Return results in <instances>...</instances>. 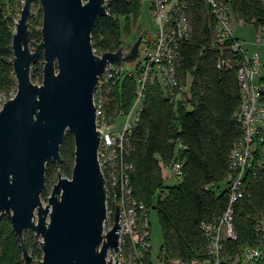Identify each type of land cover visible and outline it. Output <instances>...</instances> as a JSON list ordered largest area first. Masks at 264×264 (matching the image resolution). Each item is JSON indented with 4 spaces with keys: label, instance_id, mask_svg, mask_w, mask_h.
Masks as SVG:
<instances>
[{
    "label": "trees",
    "instance_id": "obj_1",
    "mask_svg": "<svg viewBox=\"0 0 264 264\" xmlns=\"http://www.w3.org/2000/svg\"><path fill=\"white\" fill-rule=\"evenodd\" d=\"M227 1L237 22L255 28L264 25V0ZM105 5V15L97 19L91 32L92 47L102 53L118 49L119 18L132 16L136 20L141 0H105ZM18 6L20 0H0V99L5 100L16 91L11 43ZM185 13L190 29L177 46L178 86L170 93L157 78L147 81L137 120L117 156L128 167L131 199L148 211L151 207L156 210L162 240L157 258L203 260L207 241L201 222L214 220L226 206L229 156L242 135L236 111L240 103L237 68L243 55L229 44L219 47L215 43V18L205 0H188ZM129 30L127 21L125 31ZM40 41V31L32 32L30 47L35 48ZM221 60H228V65H221ZM42 67L40 55L31 66L33 82L41 81ZM131 71L122 73L107 96L104 108L109 123L119 112L128 114L135 101L137 66ZM259 80L264 81V77ZM179 87H186V91ZM73 150V137L66 132L59 149L61 164H46L45 185L54 181L58 171L70 176ZM174 161L181 163V179L165 185L163 170ZM253 172H245V185L251 195L238 200L234 207L236 238L223 243L225 264L231 263L245 246L256 244V221L264 212V170ZM41 198H47L45 188ZM23 239L30 255L40 258L42 253L33 233L25 231ZM0 264H23L6 215H0Z\"/></svg>",
    "mask_w": 264,
    "mask_h": 264
},
{
    "label": "water",
    "instance_id": "obj_2",
    "mask_svg": "<svg viewBox=\"0 0 264 264\" xmlns=\"http://www.w3.org/2000/svg\"><path fill=\"white\" fill-rule=\"evenodd\" d=\"M41 10V41L29 43L31 5ZM106 13L105 0H23L15 22L11 49L16 79L13 97L0 106V215H6L16 236L23 264H32L23 239L33 233L41 250L39 264H118L106 260L118 249V208L106 228V193L97 151L93 94L110 65L139 57L142 35L128 51L118 47L101 56L92 52L91 32ZM43 56L40 84L30 77L31 66ZM66 132L73 137L70 176L60 171L46 203L45 168L61 164L60 145Z\"/></svg>",
    "mask_w": 264,
    "mask_h": 264
},
{
    "label": "built area",
    "instance_id": "obj_3",
    "mask_svg": "<svg viewBox=\"0 0 264 264\" xmlns=\"http://www.w3.org/2000/svg\"><path fill=\"white\" fill-rule=\"evenodd\" d=\"M188 0H150L151 14L156 19L158 28L155 38L142 35L139 45V57L136 59L137 93L135 101L127 114V121L121 131L112 132L111 125L105 118V105L112 86L127 70L123 63L119 66L110 65L99 77L93 94L96 128L100 132L97 159L104 178L106 193V228L103 234L112 227L113 214L118 208V249L108 250L106 260L118 264H152L150 244V224L148 209L143 204L131 199L126 174L127 166L118 159L122 143L135 125L143 99V91L147 81L157 78L167 87L170 93L178 86L175 67L178 62L177 46L179 41L189 33V24L185 9ZM215 18L214 41L219 47L226 44L234 51L243 55L237 68L240 103L236 118L242 127V135L234 143L229 156L228 172L225 177L227 203L222 213L212 221L201 222V229L206 237V258L203 260L181 258L159 259L153 264H225L223 243L226 239H235L233 227L234 207L238 200L251 194L245 185L246 170H264V81L256 79L259 73L260 57L256 50L248 54L245 46L234 36V17L227 0H205ZM251 45L264 48V25L255 28L254 40ZM96 56L102 52L92 47ZM220 64L228 65V60ZM132 70V69H131ZM130 69L128 74L132 72ZM186 91V87H179ZM2 104V103H1ZM0 104V106H1ZM135 112V120L128 119ZM175 182L181 179V163L174 161L166 168ZM256 244L245 246L229 264H264V212L258 217L255 226ZM146 258L148 259L146 261Z\"/></svg>",
    "mask_w": 264,
    "mask_h": 264
},
{
    "label": "rangeland",
    "instance_id": "obj_4",
    "mask_svg": "<svg viewBox=\"0 0 264 264\" xmlns=\"http://www.w3.org/2000/svg\"><path fill=\"white\" fill-rule=\"evenodd\" d=\"M86 1V0H83ZM23 0H20V6H18V12L14 15V21H16L19 18V13H20V8L22 7ZM130 25V30L127 33L125 31V24L127 23ZM120 22V28H121V37H120V46L122 47L123 50L126 52L129 50L131 45L136 41L137 37L139 35H149L153 38L156 36V30L158 28V24L156 19L153 17L151 14V7H150V0H141V6H140V11H139V16L136 20L133 19L132 16H129L127 19L125 17H120L119 18ZM234 22V34L238 39L247 49L248 54L252 53L251 50H256L259 53L260 57V68H259V73L256 75V79H259V77H264V48L260 47H253L251 45V42L254 40V34H255V27L253 24L249 23H242V22H237L236 20H233ZM40 26H41V13H40V5L37 1H35L31 5V15L28 20V27L31 32V37H32V32L39 30L40 31ZM31 38H30V43L31 44ZM31 50L34 49V47H30ZM137 61L131 62V63H123V67L129 71V69H134ZM41 81H35L34 83L40 84ZM14 94L12 92L9 93L8 97L11 98L13 97ZM5 99H0V104L1 102H4ZM135 112L130 116L128 119L131 123L134 122L135 120ZM127 121V114H124L123 112H119L116 114V116L113 119V125H111V130L112 132H118L121 131L124 127V124ZM163 175L164 178V184L165 185H171L174 184L175 181L173 179V176L171 178V173L169 171L163 170ZM63 176H66L63 174ZM167 177V178H166ZM169 177V178H168ZM56 181V178L54 179L53 182L50 184L45 185V191L47 193V197L50 194L51 187L53 183ZM47 198H42L43 204L46 203ZM148 221L150 224V244H151V261L154 263L158 254L160 253V248H161V233H160V228L158 225L157 221V216H156V210L151 207L149 208L148 211ZM40 239V237H39ZM39 239L38 241H34L37 245H39ZM40 258H33L34 261H39ZM32 262V264H39L38 262ZM152 263V264H153Z\"/></svg>",
    "mask_w": 264,
    "mask_h": 264
},
{
    "label": "crops",
    "instance_id": "obj_5",
    "mask_svg": "<svg viewBox=\"0 0 264 264\" xmlns=\"http://www.w3.org/2000/svg\"><path fill=\"white\" fill-rule=\"evenodd\" d=\"M234 36H235V34H234ZM235 38H237L236 36H235ZM238 40V39H237ZM239 41V40H238ZM164 170H166V169H164ZM167 171V170H166ZM164 176V175H163ZM165 177V176H164ZM167 178V177H166ZM169 178V177H168ZM171 178H172V175H171Z\"/></svg>",
    "mask_w": 264,
    "mask_h": 264
}]
</instances>
